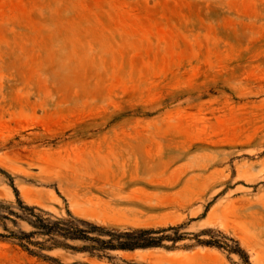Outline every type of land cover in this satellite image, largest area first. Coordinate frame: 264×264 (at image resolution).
I'll return each mask as SVG.
<instances>
[{
	"label": "rangeland",
	"instance_id": "1",
	"mask_svg": "<svg viewBox=\"0 0 264 264\" xmlns=\"http://www.w3.org/2000/svg\"><path fill=\"white\" fill-rule=\"evenodd\" d=\"M0 205V264H264V0H0Z\"/></svg>",
	"mask_w": 264,
	"mask_h": 264
},
{
	"label": "trees",
	"instance_id": "2",
	"mask_svg": "<svg viewBox=\"0 0 264 264\" xmlns=\"http://www.w3.org/2000/svg\"><path fill=\"white\" fill-rule=\"evenodd\" d=\"M17 202L19 208L21 209V213L14 212L12 210H8V213L14 215L17 218L27 221L30 225L35 227L40 234L48 235L49 239L52 241V246H62L74 250L93 253L94 250H133L136 248L159 246L163 238H168L167 236L151 237L149 234L154 233L155 231L142 228L120 232H111L107 231L104 227L81 219H78L76 221L56 220L53 222H48L40 215L34 214L33 207L23 205L19 199H17ZM1 208H4L3 205H0V209ZM7 218L8 216L0 214V219ZM3 227L4 230H6L5 226ZM168 229H172V227H169ZM34 233L35 232H21L19 235H17L15 233L9 232L10 235L7 236L0 234V237H10L18 240L20 246L31 253L32 251L27 249L26 243H24L23 240H26V242L30 244H36L35 242L33 243L32 241H29V238ZM56 235L64 240H79L82 242H88L90 244L82 245L79 248L70 246L63 241L55 239L54 237ZM102 235L108 236L107 239L101 238ZM174 239L176 238H172L171 240ZM205 243L211 244L209 241H206Z\"/></svg>",
	"mask_w": 264,
	"mask_h": 264
}]
</instances>
